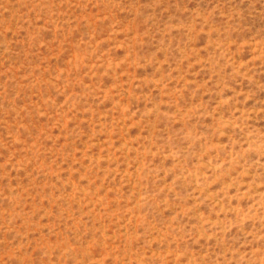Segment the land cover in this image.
I'll return each instance as SVG.
<instances>
[{
  "label": "rangeland",
  "instance_id": "374dc122",
  "mask_svg": "<svg viewBox=\"0 0 264 264\" xmlns=\"http://www.w3.org/2000/svg\"><path fill=\"white\" fill-rule=\"evenodd\" d=\"M0 264H264V0H0Z\"/></svg>",
  "mask_w": 264,
  "mask_h": 264
}]
</instances>
